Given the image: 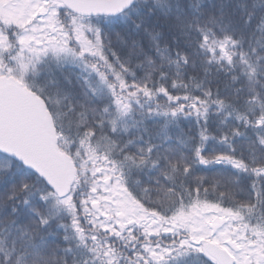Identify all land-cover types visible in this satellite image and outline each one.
<instances>
[{"label": "snow or ice", "instance_id": "6c2138e0", "mask_svg": "<svg viewBox=\"0 0 264 264\" xmlns=\"http://www.w3.org/2000/svg\"><path fill=\"white\" fill-rule=\"evenodd\" d=\"M0 264H264V0H0Z\"/></svg>", "mask_w": 264, "mask_h": 264}]
</instances>
